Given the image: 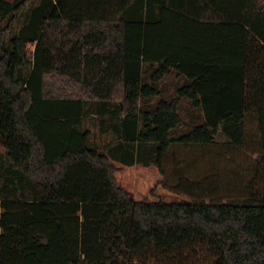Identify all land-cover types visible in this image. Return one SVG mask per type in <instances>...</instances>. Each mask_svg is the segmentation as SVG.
Here are the masks:
<instances>
[{
  "label": "trees",
  "instance_id": "1",
  "mask_svg": "<svg viewBox=\"0 0 264 264\" xmlns=\"http://www.w3.org/2000/svg\"><path fill=\"white\" fill-rule=\"evenodd\" d=\"M260 19L251 0H0V264H264ZM117 161L190 198L133 201Z\"/></svg>",
  "mask_w": 264,
  "mask_h": 264
},
{
  "label": "rangeland",
  "instance_id": "2",
  "mask_svg": "<svg viewBox=\"0 0 264 264\" xmlns=\"http://www.w3.org/2000/svg\"><path fill=\"white\" fill-rule=\"evenodd\" d=\"M38 4L39 2L35 1L29 8H27L23 12L19 20L15 23L14 29L7 35V42H9L10 39L14 36L18 35L22 27L28 23L31 15V9L36 7ZM6 24L7 21L2 24V27H4ZM26 74H28L27 71ZM171 91H173V89H171ZM92 109L94 112H97L95 111L97 110L96 107H92ZM94 114L95 113H90L85 118L86 130L88 129L91 132L89 146L91 148H99L98 150L103 153H108L110 147H112L115 142L113 135L114 133L111 131L108 133H104L103 131H101V128L103 126L100 122V119L102 118V116L99 115L101 117L100 118L98 115L95 116L97 113L95 115ZM217 140L220 143L227 142V138L222 135L218 136ZM152 155L153 151L150 150H147L140 154V156L143 158H149ZM114 165L116 167V177L119 185L128 193L133 201L152 202L163 200L169 203H180L185 202L190 198L187 195L177 194L160 186V173L155 165L145 166L142 163H139L133 167H128L127 165L118 161L115 162Z\"/></svg>",
  "mask_w": 264,
  "mask_h": 264
},
{
  "label": "crops",
  "instance_id": "3",
  "mask_svg": "<svg viewBox=\"0 0 264 264\" xmlns=\"http://www.w3.org/2000/svg\"><path fill=\"white\" fill-rule=\"evenodd\" d=\"M219 1H220V5H223V8L226 10V8H227V2L229 0H219ZM251 3H252L253 10L256 11V12H258V13H261V19L259 21V28H260L261 31H263L264 30V0H251ZM222 17H224V15H222ZM97 115L99 116L100 113L98 112L95 116H97ZM102 119L103 118L100 119L101 124L103 123ZM85 129H86V127H85ZM101 129H102L101 131H103V127ZM104 133H108V132H104ZM114 140H115V137H114ZM115 143H116V140L114 142V145H112V147H110L109 151L116 145ZM97 149H99V148H97ZM114 164H115V162H114ZM128 167H133V166H128ZM160 180H161V177H160Z\"/></svg>",
  "mask_w": 264,
  "mask_h": 264
}]
</instances>
